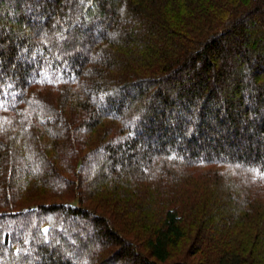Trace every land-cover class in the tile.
Wrapping results in <instances>:
<instances>
[{
    "label": "trees",
    "instance_id": "1",
    "mask_svg": "<svg viewBox=\"0 0 264 264\" xmlns=\"http://www.w3.org/2000/svg\"><path fill=\"white\" fill-rule=\"evenodd\" d=\"M0 264H264V0H0Z\"/></svg>",
    "mask_w": 264,
    "mask_h": 264
},
{
    "label": "rangeland",
    "instance_id": "2",
    "mask_svg": "<svg viewBox=\"0 0 264 264\" xmlns=\"http://www.w3.org/2000/svg\"><path fill=\"white\" fill-rule=\"evenodd\" d=\"M120 157H122V156H120Z\"/></svg>",
    "mask_w": 264,
    "mask_h": 264
}]
</instances>
